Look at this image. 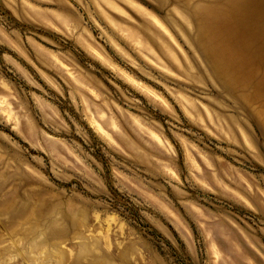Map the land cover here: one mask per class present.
<instances>
[{"label":"rangeland","instance_id":"1","mask_svg":"<svg viewBox=\"0 0 264 264\" xmlns=\"http://www.w3.org/2000/svg\"><path fill=\"white\" fill-rule=\"evenodd\" d=\"M0 264H264V0H0Z\"/></svg>","mask_w":264,"mask_h":264},{"label":"bare ground","instance_id":"2","mask_svg":"<svg viewBox=\"0 0 264 264\" xmlns=\"http://www.w3.org/2000/svg\"><path fill=\"white\" fill-rule=\"evenodd\" d=\"M240 0H230L232 6L239 4ZM215 18L212 20L210 16L204 21V27L207 31V38L212 41L214 47L222 46L230 49L234 55H239L238 52L241 50H247L244 40L245 36L240 32V30H235L230 27L227 18L226 11L222 10L216 12ZM213 16V13L210 14ZM248 51V50H247Z\"/></svg>","mask_w":264,"mask_h":264}]
</instances>
